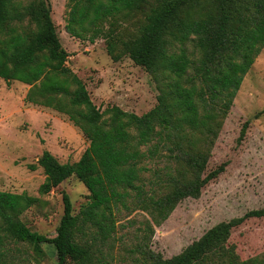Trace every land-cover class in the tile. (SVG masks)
Segmentation results:
<instances>
[{"label":"trees","instance_id":"1","mask_svg":"<svg viewBox=\"0 0 264 264\" xmlns=\"http://www.w3.org/2000/svg\"><path fill=\"white\" fill-rule=\"evenodd\" d=\"M19 7L16 0H0V32L19 15ZM25 16L35 23L37 32L31 41L18 33L0 38V78L32 85L26 101L67 115L89 141L81 159L73 164H61L49 151L43 152L37 162L45 174L41 193H50L74 176L89 196L75 215L70 197L63 194L64 213L57 234L48 238L20 219L35 198L0 191V264H7L9 241L36 249L50 243L57 264H108L99 246L113 239L115 209L132 192L138 198L136 206L157 222L180 199L199 194L225 170L221 165L205 178H197L194 168L199 163L194 159L210 157L244 77L262 51L264 0H70L66 25L70 35L80 39L89 35L91 43L105 39L114 61L129 57L156 83L157 104L148 113L137 116L114 106L107 111V120H102L104 113L84 83L66 66L69 54L57 35L49 1L36 0L26 8ZM136 17L140 21L135 33L116 31L119 21ZM248 125H243L239 141L245 138ZM151 142L148 158L158 155L178 166H167L171 189L157 198L138 184L140 173L147 170L139 165L145 156L141 147ZM179 151L193 157L188 168ZM185 173L195 178L186 179ZM246 217H264V209ZM149 224L146 236L131 250L141 255L138 262L187 264L195 256L196 249L176 261L148 249L147 237L154 232Z\"/></svg>","mask_w":264,"mask_h":264},{"label":"rangeland","instance_id":"2","mask_svg":"<svg viewBox=\"0 0 264 264\" xmlns=\"http://www.w3.org/2000/svg\"><path fill=\"white\" fill-rule=\"evenodd\" d=\"M35 1L16 0L19 15L7 22L0 38L16 33L26 41L34 38L37 26L26 18L25 12ZM48 1L57 35L69 54L66 66L84 83L91 100L104 113L102 120L109 118L107 111L114 106L137 116L153 109L158 90L151 74L127 56L114 61L103 38L91 43L89 35L81 39L70 35L66 31L70 0ZM139 21L140 17L119 21L116 31L131 35L138 30ZM31 87L0 78V191L35 198L34 205L20 219L32 231L53 238L64 213L63 194L70 197L77 215L88 202L89 192L72 176L50 193H41L45 174L37 165L38 159L49 151L61 164L76 163L89 141L67 115L26 101ZM233 102L210 157L206 161L194 159L199 163L194 168L197 178H205L225 165L223 173L195 197L180 199L157 222L136 206L138 198L132 192L115 209L117 231L113 239L99 246L108 264H147L138 262L141 255L131 250L146 236L149 223L154 232L146 239L147 248L164 259L178 261L196 249L187 264H252L250 260L264 264V217H246L251 211L264 209V46ZM246 122V136L239 141ZM153 145L151 142L141 147L145 156L139 165L147 170L140 173L138 184L149 196L157 198L171 189L167 166H178L158 155L148 158V149ZM183 152L178 154L188 168L193 157ZM32 165L35 170L30 169ZM184 176L195 178L190 173ZM5 248L7 264H57L56 250L50 243L36 249L27 243L9 241Z\"/></svg>","mask_w":264,"mask_h":264}]
</instances>
